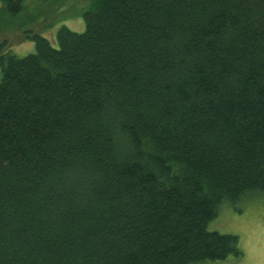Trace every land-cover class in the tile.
<instances>
[{"label":"trees","instance_id":"trees-1","mask_svg":"<svg viewBox=\"0 0 264 264\" xmlns=\"http://www.w3.org/2000/svg\"><path fill=\"white\" fill-rule=\"evenodd\" d=\"M83 20L0 42V264L241 255L208 223L264 195V0H88Z\"/></svg>","mask_w":264,"mask_h":264},{"label":"rangeland","instance_id":"rangeland-1","mask_svg":"<svg viewBox=\"0 0 264 264\" xmlns=\"http://www.w3.org/2000/svg\"><path fill=\"white\" fill-rule=\"evenodd\" d=\"M88 0H25L16 14L0 11V42L6 51L24 55L35 50L30 32L40 33L56 43L60 26L81 32L85 28L83 12ZM208 228L236 234L242 254L203 264H264V195L254 196L234 206L223 207L208 223Z\"/></svg>","mask_w":264,"mask_h":264}]
</instances>
